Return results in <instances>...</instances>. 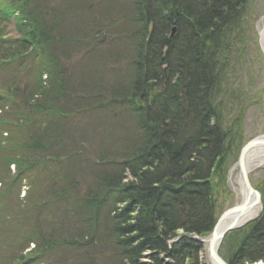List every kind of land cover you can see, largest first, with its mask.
Returning a JSON list of instances; mask_svg holds the SVG:
<instances>
[{"label": "trees", "instance_id": "1", "mask_svg": "<svg viewBox=\"0 0 264 264\" xmlns=\"http://www.w3.org/2000/svg\"><path fill=\"white\" fill-rule=\"evenodd\" d=\"M56 3L0 0V70L29 69L34 78L9 80L0 89V185L7 184L0 194L27 177L41 191L37 210L64 204L50 220L59 222L56 229L36 226L29 238L11 239L20 247L17 264L26 263L22 252L30 241L33 256L59 245L109 243V264H137L144 250L152 264H164L162 254L173 264H199L203 245L189 235L206 236L218 218L216 190L236 135L225 123L219 88L248 0H126L128 10L107 16L100 0ZM76 12L88 18L74 31L65 24ZM12 16L18 38L5 36ZM71 46L91 62H109L111 79L74 89L70 61L77 47ZM94 111L126 118L97 157L68 130L71 120ZM84 167L92 169L90 177H83ZM42 171L40 190L34 181ZM77 174L81 181L73 179ZM25 210L18 206L19 219ZM236 232L226 261L264 260V198L260 215Z\"/></svg>", "mask_w": 264, "mask_h": 264}, {"label": "rangeland", "instance_id": "2", "mask_svg": "<svg viewBox=\"0 0 264 264\" xmlns=\"http://www.w3.org/2000/svg\"><path fill=\"white\" fill-rule=\"evenodd\" d=\"M64 1L65 0H57L56 5L59 6L60 4H63ZM74 4L75 3L70 2V8L73 7ZM109 4L113 9L106 8ZM126 4V0H100L99 6H101L103 10H108L104 14V16H107L112 10H128ZM94 10H97V7H95ZM59 12L60 14L63 13L62 10ZM263 16L264 0H248L246 15L239 30V37L237 40L233 41L234 46L232 58L228 63L226 70H224L223 80L219 88V101L221 102L223 109L225 123H227V126L231 129L232 135H236L235 142H233L227 153V171L224 181H220L221 184H218L216 190L217 215L237 203L239 200L238 194L233 191L232 185L230 184L228 172L237 160L241 148L250 140L264 134V59L259 60L256 57L257 52L259 53L257 44V27ZM87 18V13H73L69 18V23L65 24V27H70L71 30L76 31V24L84 23ZM5 31L6 37H20L21 34H19L16 29L15 18L13 16L6 21ZM79 48L80 47H77L71 52L70 62L73 66V70L72 68L70 69V73L73 74L71 86H73L74 89L81 91L87 84H89V82L96 81L97 83L100 80H110L111 72L107 68L109 62L106 63V61L103 63L100 59H96V62H91L90 55L81 53L82 51ZM101 49H103V47ZM103 64L105 65L101 68V65ZM97 70H101L103 74H99ZM30 72L32 71H29V69L26 71L22 68H14L5 65L3 69L0 70V89L2 88V85H5L9 80L14 83L15 80L19 79L22 84L28 80L33 82V73L31 74L32 76L30 74L28 75ZM100 85H103V83L100 82ZM1 115L2 113H0V118H2ZM3 117H8V115H3ZM121 119H126L122 112H119L117 117H110L106 111H94L85 115L81 119L78 118L77 120H71V122H69L68 130L70 131V129H72V131H75L76 139L82 144V146H79L80 148H83L89 156L97 157V153L102 147L108 145L110 133L112 136L118 135L119 131L117 126L120 123H123V120ZM4 132L5 131L2 132L3 135L5 134ZM0 149H5L3 142L0 144ZM10 170V173H14L16 168L11 165ZM4 171L7 172L6 170ZM92 172V169L89 167H84L82 173L84 176L82 174H77L73 179L81 181L82 176L90 177ZM38 176L39 177H37L34 182L37 183L40 186V190H42L44 188L47 173L42 171ZM89 180H84V182H88ZM250 181L254 188L261 193L263 200L264 166L251 171ZM20 184L18 181H15L10 185L8 190H5L0 194V264H17L16 260L19 255L18 251L20 250V247L17 243L14 244V240L12 243L11 239H20L21 235H25V238H29L32 233L36 232L34 231L36 226H40V229L42 230H47L49 226H53L56 229L59 222L56 223V221H53V223H50V220H56V218H59L61 211L64 208V204L61 200L53 202L50 205L51 207L54 204L53 211L49 208L47 212L50 216H48L47 212L44 210L45 207H38V210L36 209V204L41 198V191L39 193L34 191L32 187L33 180L24 178L21 180ZM6 185H1L0 190L4 189ZM86 185L87 184H84L79 188H84ZM19 205L26 209V215L23 219H19L18 217L17 210ZM102 214L103 211L100 216H102ZM73 217H75V215H73ZM75 225L76 224H74V226ZM241 228L242 227H239L226 233L219 248V252L222 256H228L227 253L233 248L240 233L236 232V230ZM34 245V242H29L27 247L23 249V253L30 258L29 262L33 261L27 264H83L87 262V259H93L94 261H92V264H109L108 257L111 249L109 243H103L100 244V246L97 244H88L83 245L82 248L80 246L66 247L59 245L57 248L46 251L41 255H37V257H34L32 253ZM80 257H82L81 260ZM200 257L204 260L202 264H210L206 260L203 252H201ZM112 258L114 262H116V259L114 257ZM36 259L38 260L35 261ZM143 259L147 260L146 264L153 263L150 260L148 250L142 252L137 264H141Z\"/></svg>", "mask_w": 264, "mask_h": 264}, {"label": "water", "instance_id": "3", "mask_svg": "<svg viewBox=\"0 0 264 264\" xmlns=\"http://www.w3.org/2000/svg\"><path fill=\"white\" fill-rule=\"evenodd\" d=\"M174 30L175 29L173 28L172 33ZM256 146L264 147V134L250 140L241 148L238 159L234 163L233 168H237L241 175L244 185L243 198L221 213L212 231L206 238L208 256L214 264H229L219 255V247L224 235L228 231L239 228L258 216V214H256L254 217L249 216L251 207L255 204L261 203V196L250 182V171L247 169L245 163L247 152L252 147ZM197 239L203 241V239Z\"/></svg>", "mask_w": 264, "mask_h": 264}, {"label": "bare ground", "instance_id": "4", "mask_svg": "<svg viewBox=\"0 0 264 264\" xmlns=\"http://www.w3.org/2000/svg\"><path fill=\"white\" fill-rule=\"evenodd\" d=\"M257 44H258L259 53L257 52L256 57L259 60H262L264 59V16L261 18L260 23L257 27ZM245 163L249 171L264 166V147L263 146L252 147L246 154ZM229 181L230 184L232 185L233 191L238 194L240 201L244 195V185L238 169L236 170L234 168L230 171ZM262 204L263 202L252 206L249 212L250 214L249 216L254 217L256 214H259L262 209ZM146 263H147L146 259H143L141 261V264H146Z\"/></svg>", "mask_w": 264, "mask_h": 264}]
</instances>
